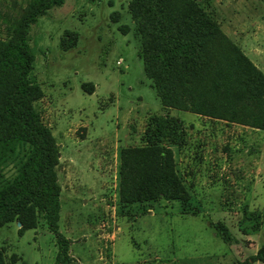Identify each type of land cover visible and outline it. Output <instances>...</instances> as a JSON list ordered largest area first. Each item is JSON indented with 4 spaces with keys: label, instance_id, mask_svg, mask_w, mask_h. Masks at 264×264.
Wrapping results in <instances>:
<instances>
[{
    "label": "rangeland",
    "instance_id": "374dc122",
    "mask_svg": "<svg viewBox=\"0 0 264 264\" xmlns=\"http://www.w3.org/2000/svg\"><path fill=\"white\" fill-rule=\"evenodd\" d=\"M1 1L14 13V0ZM129 1L65 0L30 29L42 89L36 107L59 145L69 264H262L250 258L264 245V130L162 105L144 72ZM196 1L264 72V0ZM155 116L181 120L171 147L189 199L123 203L120 150L144 145ZM245 212L259 214L257 227L245 225ZM20 227L0 228L3 264H54L47 226Z\"/></svg>",
    "mask_w": 264,
    "mask_h": 264
},
{
    "label": "trees",
    "instance_id": "16d2710c",
    "mask_svg": "<svg viewBox=\"0 0 264 264\" xmlns=\"http://www.w3.org/2000/svg\"><path fill=\"white\" fill-rule=\"evenodd\" d=\"M13 2L14 13L0 9V228L15 221L22 231L42 221L56 239L54 264H69L70 240L59 230V145L36 107L42 89L30 46L31 26L65 0ZM128 9L162 105L264 130V72L196 0H130ZM181 126L179 118L155 116L144 145L120 150L121 202L189 199L171 147ZM243 222L255 228L259 214L245 212ZM215 228L231 241L222 223ZM250 259L264 264V245Z\"/></svg>",
    "mask_w": 264,
    "mask_h": 264
},
{
    "label": "water",
    "instance_id": "95a60500",
    "mask_svg": "<svg viewBox=\"0 0 264 264\" xmlns=\"http://www.w3.org/2000/svg\"><path fill=\"white\" fill-rule=\"evenodd\" d=\"M18 224H20V223H18Z\"/></svg>",
    "mask_w": 264,
    "mask_h": 264
}]
</instances>
